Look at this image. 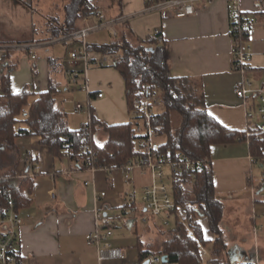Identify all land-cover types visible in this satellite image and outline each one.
Wrapping results in <instances>:
<instances>
[{"label":"crops","instance_id":"0c3cea01","mask_svg":"<svg viewBox=\"0 0 264 264\" xmlns=\"http://www.w3.org/2000/svg\"><path fill=\"white\" fill-rule=\"evenodd\" d=\"M14 1L0 0V80L7 75L11 64L15 69L10 75V83L15 94L28 88L36 96L48 91L50 85L54 84L58 90L56 106L67 114V123L74 131L87 124L88 113H91L89 108L95 109V117L107 125L129 123L132 116L127 106L126 82L115 67L97 66L101 54L93 52L94 60L88 72L91 95H88L69 78V72L73 71L69 65V50L75 46L63 44V57L56 53L54 45L58 43L53 41L38 44L33 54L18 50L25 42L37 39L34 35L37 28L33 21L27 20L28 17L25 20L19 16ZM147 2L122 0L120 6L113 7L114 13L110 18L120 15L130 18L126 26H119L117 32L125 30V34L129 33L131 37L147 41L152 38L155 29H160L164 37L162 44L167 75L200 80L209 113L231 131L245 132L246 110L236 94L243 76L234 69L230 0H214L207 6L197 4V12L182 19L146 13ZM241 4L244 14L253 20L249 37L252 56L248 77L256 88H263L264 0H242ZM97 6L102 12L105 10L101 3ZM20 25L26 26L27 30L24 37L17 38L18 34L13 28H19ZM111 37L91 35L89 45L109 44L115 40L114 36ZM33 55H36L35 60ZM50 58L53 59L52 63L48 62ZM78 69L81 70L82 66ZM72 85H76L85 94V105L80 101L77 105L81 103L87 109L76 114V105L73 111L78 116L86 113L87 118L80 121L69 117L67 109V103L74 96L71 94ZM99 93L104 94V97L99 98ZM97 136L100 144L106 142L105 134L99 133ZM17 145L18 153L15 152V156L21 160L20 167L17 168L10 161V153H3L0 156V176L16 170L17 178L22 179L26 175L33 182L32 191H24L30 205L18 213L22 221L18 229V250L22 264H139L136 245L133 246L134 250L111 248L107 242L115 236L113 233L112 237L102 239L101 246L123 250V259L98 261L97 250L88 245V233L94 227V202L98 195V206L108 212L112 219L110 223H115L118 228L119 219L116 217L125 207L133 189L140 192L139 206H142L141 190L151 183L149 175L138 170L133 173L132 181H128L121 170L108 174L104 169H81L68 156L56 157L50 148L42 144L39 136L18 137ZM29 153L33 154L34 159H30ZM209 161L217 198L225 209L221 229L225 233L227 251L222 257V263L264 264V189L255 180L256 166H262L253 159L250 147L244 141L214 146ZM102 193H106L103 198ZM142 209L144 213L143 206ZM156 218H150L148 224L141 221H124V224L136 232L140 225L150 230L149 225L153 222L156 227ZM242 222L249 224L248 227H244ZM198 223L201 224L207 242L205 247L211 246L213 249L215 235L209 232L208 220L198 218ZM154 229L161 233L157 227ZM146 247L152 248L151 245Z\"/></svg>","mask_w":264,"mask_h":264},{"label":"trees","instance_id":"16d2710c","mask_svg":"<svg viewBox=\"0 0 264 264\" xmlns=\"http://www.w3.org/2000/svg\"><path fill=\"white\" fill-rule=\"evenodd\" d=\"M107 1L112 7L122 4V0ZM64 10L62 20L59 17L48 19L44 38H34L25 44L55 41L77 32L83 25L84 18L101 11L93 0H70ZM125 32H117V37L109 44L89 45V51L103 56H119L115 69L126 82L127 106L131 116L135 109L134 100L145 87L159 92L163 111L156 113L154 120L161 138L165 139L161 146L165 154L175 157L185 155L193 161H209L214 146L237 143L238 138L244 136V132L231 131L209 113L200 80L167 75L163 44L155 45L152 38L142 41ZM52 61L50 58L48 62ZM8 69L7 75L0 80V156L10 153V161L17 168L21 162L15 156V152L18 153L19 135L39 136L42 144L50 148L56 157L66 158V151L69 150L70 160L81 169H104L108 174L120 170L130 161H136L141 155L137 148L139 136L135 135L137 121L133 118L127 124L111 126L100 122L95 117V109L89 108L92 123L74 131L67 123V114L56 106L58 90L54 84L50 85L48 91L36 96L28 88L15 94L10 83V75L15 68L10 64ZM33 97L36 99L31 103ZM173 114L180 116L179 127L174 126ZM23 115L24 119L21 120ZM20 123H24L26 127L19 128ZM99 133L107 136L106 142L100 144L97 141ZM86 147L92 151L91 155L83 151ZM249 147L253 159L263 166L264 134L251 138ZM195 176L193 183L192 178L185 175L176 184L175 203L185 207L190 218L208 220L209 232L215 235L208 264H223L222 257L227 251L225 233L221 229L225 209L217 198L211 163L205 164ZM26 189L32 191L33 182L28 177L17 178L16 170L0 176V212L10 202H13L17 214L30 205L27 196H24ZM161 233L164 241L157 251L144 246L140 237L138 238L135 249L139 252V264H145V261L156 256H166L170 264L202 263V249L207 242L200 223L197 222L190 230L177 221L173 228L162 230ZM19 264H22L21 256Z\"/></svg>","mask_w":264,"mask_h":264},{"label":"built area","instance_id":"2783aa9c","mask_svg":"<svg viewBox=\"0 0 264 264\" xmlns=\"http://www.w3.org/2000/svg\"><path fill=\"white\" fill-rule=\"evenodd\" d=\"M214 0H148L147 13H158L165 18L182 19L194 15L198 10L197 4L207 6ZM242 0H230V32L233 41V61L234 69L243 76V80L236 88L237 97L244 103L245 117L247 126L244 130V136L239 137L238 141L249 143L251 138L264 134V87L256 88L251 78L248 77L250 71V58L252 56V48L249 44V37L253 27V20L244 14L242 9ZM126 15L110 18L100 11L83 19V25L77 32L65 35L53 42L58 44L75 46L69 50V65L73 67V71L69 72V78L72 82L80 86V89L88 95H91L90 84L88 80V72L92 68L93 52L89 51V40L91 35L105 32L106 30L117 37V29L119 26L126 25L129 21ZM152 39L155 45H162L164 37L160 29H155L152 33ZM39 47L38 44L20 45L18 50L29 51L31 54ZM34 60L36 55L32 57ZM118 55H102L97 60V66L100 68L115 67ZM82 66L79 70L78 67ZM264 75V70L263 73ZM99 98H103L104 94L99 93ZM134 111L132 113L133 120L137 121L135 125V135L139 136L138 149L141 155L136 161H130L120 170L124 174V178L132 181V175L136 171H141L151 177V183L144 186L141 190V202L144 207L139 206L137 192L133 189L128 196V202L120 211L118 219L130 221L133 223L142 222L149 223L150 218H160L164 227L168 228L171 221H178L185 224L190 230L198 222L188 216L185 207L176 205L175 203V186L185 177L192 178V183L196 178V173L201 170L205 164L210 161H193L185 155L173 156L165 154L161 148L162 143L159 141L161 136L155 126L154 117L155 110L162 107V99L155 89L145 87L141 91V95L134 100ZM75 113L84 112L85 108L81 103L75 107ZM92 115L88 113V121L85 126L91 124ZM22 137V135H19ZM85 154L91 155L92 151L86 147L83 150ZM67 156L70 152L67 150ZM30 159H34L32 153L28 154ZM264 169V165L262 166ZM264 173V172H263ZM26 175L21 177L25 179ZM262 184L264 187V174L262 176ZM89 185V184H87ZM191 185V184H189ZM188 185V186H189ZM102 198L106 193L101 194ZM100 196L98 195L94 202L93 222L94 227L89 231L88 245L94 247L98 252V261L121 260L124 257L123 250L111 249L110 246H101L102 239L112 237V229L116 228L108 212L98 206ZM143 213V214H141ZM22 226L13 202L0 212V264H19L20 253L18 246L20 243L18 229ZM153 264H162L161 257H153L150 259Z\"/></svg>","mask_w":264,"mask_h":264},{"label":"rangeland","instance_id":"374dc122","mask_svg":"<svg viewBox=\"0 0 264 264\" xmlns=\"http://www.w3.org/2000/svg\"><path fill=\"white\" fill-rule=\"evenodd\" d=\"M93 1L96 5L101 3L102 7L105 9L103 10V12L106 11L105 14L107 15V17L111 16L114 13V10H113L114 8L110 6V3L107 0H93ZM14 2L20 12L19 16L24 17V19L28 17L27 19L28 21H33V25H36V28H37V32L34 35L37 37V39H42L46 35V31H45L46 25L45 24L48 21V19L53 18V17H59L60 19H62V17H64V14H65L64 8L66 5L69 4L70 0H15ZM1 23H3V26H4L3 20ZM13 29L18 34L17 38H19L20 36L21 38L24 37L26 34V30H27L26 26L24 25H20L19 28L14 27ZM99 34L102 36H106L109 39L113 38L111 37L113 36L112 33H110L107 30L105 32L97 33V35ZM54 48H55L56 53H58L60 57H63V54L65 53L64 45L56 44L54 45ZM71 87H72L71 94L74 96L67 103L69 117H72V119H76L79 121L82 118L86 119L87 118L86 113L80 116L74 115L73 113L74 107L77 105L79 101L83 104L85 103L83 99L85 94H83V92H80V90L77 88L76 85L74 86L72 85ZM33 100L34 99L32 98L31 102ZM162 111H163L162 107H159L155 110L156 113H161ZM20 119L23 120L24 115L21 116ZM172 120H173L174 126L179 127L181 123L180 116H178V114H173ZM24 127H26L24 123L19 124V128L22 129ZM159 141L161 143H164L165 139L160 138ZM263 171H264L263 168L256 166L255 180L257 183L262 184V176L264 174ZM143 181L146 183L149 182V180H143ZM138 202L140 203V192H138ZM117 221H118L117 222L118 228L112 229V232L115 236L112 237V239H110V241L107 243L111 245V248L122 247L125 250L127 249L134 250L133 246L136 245L139 237L146 246L151 245L152 248L159 249L160 244L162 243L164 239H163V235L161 236V233L157 229H154V228L157 227L161 231L162 230L168 231L169 229L173 228L174 225L176 224V221H174L173 219L171 221V225L168 228L167 227L165 228L162 224L161 219L156 218V227L153 225L155 222L152 221L153 224L149 225L150 230L148 229L145 230V228L140 225L138 226L137 232H136L134 229L131 230V229H128L127 226L125 227L124 221H121L120 219ZM242 225L244 227L246 226L248 227L249 224L247 225L242 222ZM204 247L202 249L203 255H202L201 264H208L209 259L211 258V255H212V247L211 246L205 247V248Z\"/></svg>","mask_w":264,"mask_h":264},{"label":"water","instance_id":"95a60500","mask_svg":"<svg viewBox=\"0 0 264 264\" xmlns=\"http://www.w3.org/2000/svg\"><path fill=\"white\" fill-rule=\"evenodd\" d=\"M161 262H162V264H170L168 262V258L166 256L161 257ZM150 263H151L150 260L145 261V264H150Z\"/></svg>","mask_w":264,"mask_h":264}]
</instances>
